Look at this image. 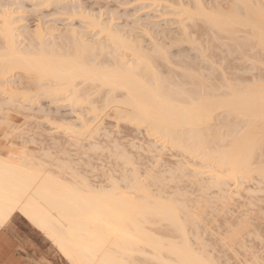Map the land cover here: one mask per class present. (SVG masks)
<instances>
[{
  "label": "snow or ice",
  "instance_id": "6c2138e0",
  "mask_svg": "<svg viewBox=\"0 0 264 264\" xmlns=\"http://www.w3.org/2000/svg\"><path fill=\"white\" fill-rule=\"evenodd\" d=\"M155 7L0 0V143L6 145L0 149V264H51L41 254L21 259L29 245L12 235L18 215L40 226L36 209L49 203L61 214L60 234L51 239L66 258L63 264H135L132 258L144 254L138 251L144 245L139 221L153 215L162 216L184 238L165 264H223L206 239L209 210L211 227H216L215 221L221 224L213 235L235 257L228 264H264V0L230 5L227 14L207 11L200 4L173 5L177 22L188 25V38L189 29L201 23L221 39L230 34L233 39L243 37L251 49L252 70L245 83L228 75L208 77L200 91L182 100L153 89L156 106L137 104L150 136L148 156L138 161L119 144L113 147L112 134L102 136L101 125L127 102L124 94L129 89L123 84L134 78L137 59L145 62L117 32L115 17L122 9ZM56 25L68 28L74 40L58 39ZM138 30L143 31L142 26ZM162 43L157 44L161 54L166 50ZM197 47L207 60L203 44ZM112 55L115 64L107 58ZM25 71L37 82L33 92H21L13 83L16 74ZM40 100L63 105L76 119L54 121L45 114L36 120L30 113ZM162 106L169 111L158 119L154 113ZM221 112L242 130L223 145L206 133L209 117ZM21 114L29 119L16 124L13 117ZM57 136L76 151L63 152ZM45 137L50 138L45 150H30L40 148ZM101 153L123 165L106 184L94 183L92 172L86 171ZM189 157L211 169L204 173L211 183L200 184L199 193L185 187L192 175L191 166L184 163ZM192 179L199 180V171ZM257 184L253 191L251 186ZM249 234L258 245L246 242Z\"/></svg>",
  "mask_w": 264,
  "mask_h": 264
},
{
  "label": "bare ground",
  "instance_id": "6f19581e",
  "mask_svg": "<svg viewBox=\"0 0 264 264\" xmlns=\"http://www.w3.org/2000/svg\"><path fill=\"white\" fill-rule=\"evenodd\" d=\"M124 1L127 2L126 0H124ZM124 1H121V2L124 3ZM161 1H159V2H161ZM169 1L173 2V3L170 2L172 4H170V6H168L169 7V11L172 8L173 11H171V12H172L173 15H175V12H176V9L173 7V5H179V4H184V5L192 4V5H195V4H200V5L205 6V9L207 11H217V12H221V13L227 14L228 11H229V6L230 5L241 4V3L245 2V0H231V2L229 0V2H230V3H228L229 5L227 7L225 6V7H223L221 9L220 6H217L219 4H217V5L214 4L215 6L214 5L212 6L210 3H208V4L203 3L202 0H169ZM169 1H168V3H169ZM208 1L210 2L211 0H208ZM119 2H120V0L118 1V3ZM155 2H156V0H155ZM159 2H158V4H159ZM163 2L165 4L166 1H163ZM212 3H214V1ZM224 8H226V9H224ZM164 14H166V12L163 13V15ZM167 14H169V13H167ZM169 15H171V14H169ZM161 16H162V14H161ZM110 17H111V15H110ZM138 21H140V20L138 19ZM176 21H178V20H176ZM155 24H153V25H155ZM193 27H194L193 29H196V32L195 31L194 32L195 33L198 32L201 35L205 34V32L208 31L207 29H210V31L212 30L211 28L206 27V25L203 24V23H201L200 25H193ZM186 28H188L187 24H184L183 26L180 23L178 24V28L176 30L177 32H175V35L173 34L175 37L173 39V37L171 36L172 34H171L170 36L172 37L173 40L170 39V41L171 40L172 41L169 42L171 44H175L174 46L172 45L173 47H175L177 45L176 46L177 48L172 53V50H170L171 49L170 48L171 45L169 44L167 46L166 44L162 43L163 48L166 49L163 52V54H161L159 48L157 47V44L160 43L159 40L157 41V39H156L157 43H152V45L149 48H146V45L144 44V46H145V48H144L142 43L140 42V40L135 39L136 37L133 38V36L132 37H129V35L126 36L123 33H121V31H120L121 29L119 30V28L118 29L116 28L117 32H119L122 35H124L125 38L132 44V46L134 48H136L140 53H142L144 55L145 62L141 63L140 60L137 59V63L134 66V72H135L134 78L125 81L124 84H123L124 87H127L129 89V91L124 94V98L127 99V102L124 103L121 106V109H120L119 112H113L111 115H113L115 117V119H117V121H121L123 124L127 123L128 125H131L132 127L134 126L136 129H138L136 131H138V132L140 131L141 133H143V135L145 136L146 140H148V142H149V138H150V136H149V128L143 126L144 125V120L141 118V116H140V114L138 112L137 104L138 103H145V104H148L150 107L156 106L158 104V101L152 95V90L153 89H157L158 88L165 96H169V97L175 98L177 100H182V99H185V98L191 96L193 93H196V92L200 91L202 83L208 77H213L214 75H218L220 77H223L224 75L228 74L227 70L231 71L232 69H238L237 67L233 66V64H232V66H226L225 63L223 64V61H222V64L225 65V67L223 65H221L222 66L221 67L219 65L220 64L219 63V64H217V65L220 66L218 69L214 68L216 66V65L214 66V64L213 65H210L211 63L210 64H205L206 61H207V63H209L208 61H210V60H209L208 57H210L209 55H211L212 53L208 55L207 60H206L204 58V56L201 55V50L197 47V45H200L201 43L198 44L199 41L197 42V40H195L197 38H194V36H191L194 39L193 38H188V35L185 32ZM204 28H207V29H204ZM203 29L206 30V31L204 32ZM189 30H192V29H189ZM210 31H208V36L207 35H205V36L210 38L211 41H214V39L217 38L216 37L217 35L212 31L214 35L209 36V35H211L209 33ZM190 32L192 33V31H190ZM234 32H238V30H234ZM61 33H62V37H61ZM126 33H128V31H126ZM131 34L134 35V33H130V35ZM166 36H168V35H166ZM140 37H142V34H141ZM195 37H197V36H195ZM57 38L58 39L62 38L65 43H68V42L74 40V37L71 36L70 30L68 28H66L63 32L58 33L57 34ZM167 38H169V37H166V39ZM228 38L231 40V42H233V44H231V45H233L232 47H234V48L231 47L232 50L234 49L233 53L235 52L234 54H237L236 51H238V54L241 57V59L242 60L245 59V61L249 62V59L251 58L250 55H249V53L251 52V49L244 43L243 37H240V36L237 35L236 39H233L232 38V34H230L228 36ZM163 39H165V38H163ZM205 39H206V37H205ZM207 41H210V40L207 39ZM147 43H149V41ZM182 43H183V45H184V43H186L187 46L185 44V48L182 47L183 45L180 47V45ZM231 45H228V47H227L228 48L227 49L228 52H229V46H231ZM166 46L168 48H170V49H168ZM219 46H220V44H219ZM224 46L226 47V45H224ZM221 47H222V45H221ZM186 48L191 49V51L194 49L196 51L195 52L196 56L194 57V56H192L194 54L190 55L189 53L185 54L186 50L188 51V49H186ZM214 48H215V46H214ZM214 48L210 47V49H214ZM204 50H206L208 52L209 48L205 47ZM114 51H115V49H114ZM214 54H215V52H214ZM101 56H106V53L101 52ZM128 56L130 57V59H128V64L132 65L133 53L129 52ZM220 56L222 57V55H220ZM223 57H224V55H223ZM107 58L111 59L113 64L117 63L115 55H112L111 57H107ZM226 58L229 59V57H226ZM236 58L238 59V56ZM237 59H236V61H237ZM123 60H124V57L120 56V63H123ZM212 61H213V59H212ZM238 61H240V60H238ZM217 63H218V61H217ZM245 65L243 67H241V68L242 69L252 68V66L250 64H248L246 66ZM235 71H237V70H235ZM17 74H19L21 78L22 77L24 79L27 78V80L30 81V85L33 86V87L32 86H28V87L24 88V87L15 85V83L13 82L15 87L19 91H21V92H33V91L36 90V88L38 86L37 82L34 81L26 71L25 72H18ZM228 75H230V73ZM234 79L238 80L241 83H245L246 82V79H242V78H240L238 76H236V77L234 76ZM14 81H15V78H14ZM16 81H17V79H16ZM40 109L39 110L37 109V110L41 112ZM43 110H45V109H43ZM168 111L169 110H168V108L166 106H162V107L159 108L158 111H156L154 113V115L156 116V118L162 119L168 114ZM209 119L212 121V123L210 124L209 127L206 128V133L214 141L218 140L221 145H223L224 141L229 136H236L238 132L242 131L236 123L229 121L227 114L224 113V112H221V113L217 114L215 117H211L210 116ZM101 129L104 130V128H101ZM103 130H102V133H103ZM105 132H107V131L105 130ZM107 134H108V132H107ZM256 134L258 135V128H257ZM103 135H105V133H103ZM132 139H134V138H132ZM131 143H133V142H131ZM149 151H150V144L147 146L146 150L144 151V154H146V153L148 154ZM135 152H137V150ZM139 152H140V150H139ZM132 154L133 153H131V156H132ZM136 156H139V155H136ZM108 159H109V156H108ZM169 159H171V158L169 157ZM139 160H141V158ZM177 162H179V157H177ZM184 163L186 165H190L191 166L190 167V172L192 173V175L197 174V172L199 171V180L198 181H193L192 175H190L188 177L187 181L191 180L192 182L191 181H189V183L185 182V183H187V184H185L186 188H187V186L189 184L188 187L191 188L190 190H194L196 193H199L201 191L200 184L207 185V184L211 183V177L209 175H205L204 174L205 171L210 172L211 169L205 170V169L201 168V165L204 163L203 160L197 161L195 158L189 157V158H186L184 160ZM112 165L113 164H111V166ZM116 169L119 170L120 166L118 168H116ZM54 174H56L55 170H54ZM108 175H110V170H109V174ZM107 178H108V176H107ZM246 194H247V192H246ZM36 212H37V215H38L39 225L40 226H38L37 224H33L31 221L27 220V218H25V217L24 218L32 226H34L39 231H41L51 241V243L56 247L57 251L60 252L58 247L56 246L55 241L53 239H51L52 236L60 234V230H61V214H60L59 210L57 209V207H56V205L54 203H49L47 205V207L38 206L37 209H36ZM212 219H213V213H212L211 210H209V212H208V220L205 222L207 224V228L205 230L207 231V235H209V238H207L208 236H206L208 241H209V239H211L210 236H212L211 235L212 234L211 233V229L213 230V228L211 227V224L209 223V221H212ZM220 219L223 220L224 218L220 217ZM139 223H140L141 229L143 231L144 245H142L141 248L138 251H142L144 254L143 255H139L138 254V255H136V256H134L132 258L134 260L135 264H165L166 261H169V260L173 259L174 258L173 249L179 248L184 242V238L181 235V233L172 224H170L166 219H164L162 216L153 215V216H149L147 218H142L139 221ZM215 223H216V221H215ZM217 223H216V225H217ZM132 227H133V230H135V225H133ZM220 227H221V225H220V223H218V230L216 232L219 231ZM44 228H47L48 231H45ZM215 228L217 229V227H215ZM216 229H214V230H216ZM256 230H257V228H256ZM203 235H204V233L201 232V236H203ZM213 237L215 238V235H213ZM213 237H212V239H214ZM212 239H211V241H212ZM248 239H250V234H249ZM217 240H219V242L221 241L220 239H218L216 237L214 242H213V244H216L218 242ZM249 241L251 242L252 240L250 239ZM243 242H244V240L242 239L241 242H240L241 245L243 244ZM210 243H212V242H210ZM215 246L213 245V249L214 250H215ZM222 246L219 244L218 247H220L219 249H221V250H217L216 253H218V251L219 252L222 251V253H223V248H224V250L226 249L225 250L226 252L224 251L225 254L223 253L221 257L218 256V254L215 255V259H217L218 261H223V258H227V257H228L227 258V260H228L229 256L232 257L230 255V254H232V252H230L227 248H225L224 245H222ZM60 254L63 256L62 253H60ZM223 255L224 256L225 255L226 256L229 255V256L223 257ZM223 264H224V261H223Z\"/></svg>",
  "mask_w": 264,
  "mask_h": 264
},
{
  "label": "rangeland",
  "instance_id": "374dc122",
  "mask_svg": "<svg viewBox=\"0 0 264 264\" xmlns=\"http://www.w3.org/2000/svg\"><path fill=\"white\" fill-rule=\"evenodd\" d=\"M118 1L117 0H84V2H86L88 5L98 4L101 7L111 6L113 9L116 8V6L118 4H120L121 1H124V0H120L119 3H118ZM126 1L127 2L124 1V3H126V4H133V5H135V4H154V5H156V7L154 9H143V8H137V9H134V10H132V9H122L120 12L117 13V15L115 17V25H116V28L117 29L119 28V30L121 29L120 30L121 33H123L126 36L129 35V37H132V36H133V38L136 37L135 39L140 40V42L142 43V45H143L144 48H145L144 44L146 45V48H149L152 45L153 41H156V39H157V41L159 40V42H162L163 41V44H166L167 46L170 44L171 45L170 46L171 49L168 48L167 46L166 47L168 49L172 50V53H173V51L177 48L176 47L177 45L175 47H173L175 44H171L169 42H171L174 39V37H175L174 35H175V32H177L176 30H177L178 24H179L176 21V20L179 19L178 16L173 15L172 12H171V11H173L172 8L169 11V7L168 6H170V4H172L173 2L172 1H169V0H162V1L161 0H158L157 1L156 0V2H155V0H126ZM159 1H161V2H159ZM163 1H166L165 4H164ZM168 1H169V3H168ZM202 1L205 4L210 3L212 6L214 4L215 5L219 4L217 6H220L221 9L223 7H225V6L227 7L229 5L228 3L231 2V0H230V2H229V0H211L210 2L208 0H202ZM213 1H214V3H212ZM158 2H159V4H158ZM170 2H172V3H170ZM224 9H226V8H224ZM96 10L99 11L100 9H96ZM165 12H166V14L163 15V13H165ZM109 13H110L109 14V18L111 19V17H110L111 12H109ZM137 13H139L138 16H137ZM167 13H169L171 15H169ZM161 14H162V16H161ZM130 16L131 17H136V19L130 20L129 19ZM138 19L140 21H138ZM153 24H155V25H153ZM141 26L143 28V31H139L138 30ZM33 27H34V24H33ZM55 28H56L57 34L60 33V32H63L66 29V27H64L63 25H56ZM204 29H207V28H204ZM207 30L210 31V29H207ZM126 31H128V33H126ZM189 31H192V33H191L192 35L191 36H194V38H197L195 40H197V42L199 41L198 44L199 43H202L203 46L205 45L204 48L205 47H208L209 48L208 53L209 54L212 53L211 55H209L210 57H208L209 60L211 61L210 62L211 64L210 63H207V61H206L205 64H210V65H213L214 64V66L215 65L216 66L215 67L213 66V67L214 68H217V69L221 65H223L224 63H225L226 66H232V64H233V66L237 67L238 69H232L231 71L230 70H227L228 71V74L230 73V75H228V74L227 75L230 78H234V76L235 77L238 76V77H240L242 79H246V82H247L249 73L252 70V68H249V69H242L241 68L245 64L248 65L249 62L248 61H245V59L242 60L241 57L238 54V51H236L238 55L237 54H234L235 52L233 53V50L234 49L233 50L231 49V47L233 46L231 44H233V42H231V40L229 38H227V39L224 40V39H221V37H219L217 35L216 36L217 38L214 39V41H211V39L207 37L208 36V31H206V30H204V32L206 31L205 34H202V35L199 34L198 32L195 33L196 32V29L189 30ZM144 32L147 33L146 36L144 35L145 34ZM130 33H134L135 36L132 35V34L130 35ZM209 33L211 34L209 36L214 35L213 32H212V30ZM141 34H142V37H140ZM166 35H168V36H166ZM170 35L173 37V39H172V37ZM205 35H207V36H205ZM195 36H197V37H195ZM166 37H169V38L166 39ZM205 37H206V39H205ZM163 38H165V39H163ZM191 38H193V37H191ZM170 39H172V40L170 41ZM207 39H209L210 41H207ZM148 41H149L150 44L147 43ZM185 44L186 43H184V45H183V43H182L180 45V47L183 45L182 47L185 48ZM219 44H220V46H219ZM221 45H222V47H221ZM224 45H226V47ZM228 45H231V46H229V52L227 50L228 49L227 48ZM186 46H187V44H186ZM214 46H215V48H214ZM210 47L211 48H214L215 50L214 49H210ZM232 48H234V47H232ZM186 49H188V48H186ZM192 51H191V49H188V51L186 50V53L185 54H188V53L190 55L191 54H194L192 56L195 57L196 56V54H195L196 51L194 50L193 51L194 53ZM214 52H215V54H214ZM220 55H222V57ZM223 55H224V57H223ZM237 56H238V59L236 58ZM226 57H229V59H227ZM235 58L237 59V61H236ZM128 59H130L129 56H128ZM212 59H213V61H212ZM238 60H240V61H238ZM217 61H218V63H217ZM222 61H223V64H222ZM217 64H219L220 66L217 65ZM225 65H223V66L225 67ZM235 70H237V71H235ZM19 77H20V75L19 74H16L15 81H13L15 83V85H18V86H21V87H24V88H26L28 86H32V85H30V81L27 80V78L24 79L23 77L22 78L21 77L19 78ZM16 79H17V81H16ZM33 107L35 108V111L36 112L35 111L32 112L30 114V116H35L36 120H43L45 118V113H46V115L49 118H51L54 121L74 120V119H76V117L73 116V114H72V112H71L70 109L64 107L63 105H58L57 103L50 102L48 100H40V101H38V104H36ZM37 109L38 110L40 109L41 112L38 111ZM43 109H45V110H43ZM26 119H29V117H25L22 114L13 117V120H14V122L16 124H22V123H24V121ZM126 124L127 123H124L123 124L121 121H117V119H115V117L113 115H110V116H108L107 118H105L102 121L101 128H104V130L103 129L102 130H103V133H105V135L107 134V132H108V134L109 133L112 134V137L113 138L111 139L110 143H111V145L113 147H115L119 143V147H121V149H123V148L126 149V151L128 152V155L131 156V153H133L132 155H134V156H136V155H139L140 156V157L139 156H136L137 158L135 157L137 160H139L140 158L141 159L142 158L146 159L147 156H148V154L147 153L144 154V151L146 150L147 146L149 145L148 140H146V138L143 135V133H141L140 131L139 132L136 131L138 129H136L134 126L132 127L131 125H128V124L126 125ZM47 127L48 126H46V128ZM105 130L107 132H105ZM103 133L101 131V135L102 136H103ZM132 138H134V139H132ZM37 139H39V137H37ZM56 140L58 142H60V143L57 144V146L60 147L63 152L71 153V152L76 151V149L70 143L64 141L62 137L57 136L56 137ZM131 142H133V143H131ZM49 144H50V138L45 137V139L40 142V148L34 149V148H32L30 146V150H37V151H39V150H45L46 147ZM5 146L6 145L4 143H0V149L5 148ZM136 150H137V152H135ZM139 150H140V152H139ZM169 157L171 158V156H169ZM112 159L114 160V158L112 156H109V159H108V155H105L104 153H101V154L96 155L91 161H89L91 167H90V169H87L86 168V171L90 170L92 172V180H93L94 183L106 184L107 181H108V178L111 176V172L118 171V169H116V168H118L119 166H120V169L123 167L122 164H118V162H116L115 160L113 161ZM169 160H171V159H169ZM110 163L113 164V165L111 166ZM106 168H108V169L110 168L109 169L110 170V175H108L109 172L108 173L105 172V169ZM107 176H108V178H107ZM189 181H191V180H188L186 182L189 183ZM185 184H187V183H185ZM188 186H189V184H188ZM188 186H187V188L188 189H191ZM251 187H252V190L253 191H256L258 185H252ZM246 192H247V189L244 190V195H247ZM217 222L218 221H216V223ZM218 223H220V222H218ZM218 223L216 225L217 229L216 228H213V230L211 229V233H212L211 234L212 236H210L211 239L213 237V232H216L218 230ZM13 228L15 229V232H17L20 236H22V238H24V240L27 242V245H29L30 250H29V248H27V252L30 253V258L34 257L37 254H41V255L46 256L50 260L51 264H63V262L66 261V259L60 254V252L57 251L56 247L51 243V241L42 232H40L39 230L35 229L22 216H19V215L17 216V220H16V222H14ZM256 228H257V230H256ZM256 228H255L256 232H259V227H256ZM214 229H216V230H214ZM207 236H208L207 238H209V235H207ZM215 238H216V236H215ZM215 238L212 239V241H211V239H209L208 242L209 243L212 242V243H210V244H212V247H213V245L214 246L216 245L215 246V253H216L217 250H221V249H219L220 247H218L219 244L222 246L223 243L221 241L219 242V240H217L218 241L217 242L218 244L217 243L216 244H213ZM250 239L252 240L251 242L249 241ZM250 239L247 240V243H249V242H250L249 244L255 243L256 245L259 244V241L256 240L255 237L253 235H251V234H250ZM225 250L223 248V253H224ZM223 253H222V251L221 252L218 251V253H216L215 255L218 254V256L221 257ZM230 255L232 257H230L229 255H227V256H229V259L228 260H227L228 257L225 255L227 258H223L224 264H228V261L235 259V257H234L233 254H230ZM225 256L223 255V257H225Z\"/></svg>",
  "mask_w": 264,
  "mask_h": 264
},
{
  "label": "crops",
  "instance_id": "0c3cea01",
  "mask_svg": "<svg viewBox=\"0 0 264 264\" xmlns=\"http://www.w3.org/2000/svg\"><path fill=\"white\" fill-rule=\"evenodd\" d=\"M23 217V216H22ZM24 218V217H23ZM34 227V226H33ZM35 228V227H34ZM35 229H37V228H35ZM38 230V229H37ZM41 232V231H40ZM13 237L19 242V243H21V244H27V242L24 240V238H22V236H20L17 232H13ZM25 257H27V258H30V253L29 252H27V248H25V250H24V252H23V254L20 256V258L21 259H23V258H25Z\"/></svg>",
  "mask_w": 264,
  "mask_h": 264
}]
</instances>
